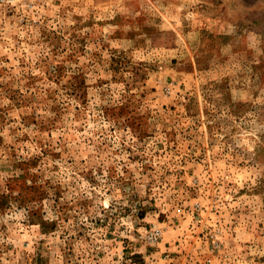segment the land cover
<instances>
[{"label":"rangeland","instance_id":"rangeland-1","mask_svg":"<svg viewBox=\"0 0 264 264\" xmlns=\"http://www.w3.org/2000/svg\"><path fill=\"white\" fill-rule=\"evenodd\" d=\"M0 264H264V0H0Z\"/></svg>","mask_w":264,"mask_h":264}]
</instances>
